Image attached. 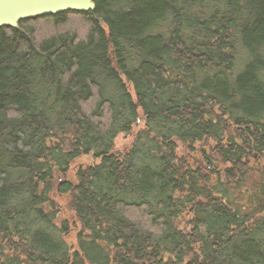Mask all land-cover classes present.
<instances>
[{
	"label": "trees",
	"instance_id": "1",
	"mask_svg": "<svg viewBox=\"0 0 264 264\" xmlns=\"http://www.w3.org/2000/svg\"><path fill=\"white\" fill-rule=\"evenodd\" d=\"M94 4L0 26V264H264V0Z\"/></svg>",
	"mask_w": 264,
	"mask_h": 264
},
{
	"label": "water",
	"instance_id": "2",
	"mask_svg": "<svg viewBox=\"0 0 264 264\" xmlns=\"http://www.w3.org/2000/svg\"><path fill=\"white\" fill-rule=\"evenodd\" d=\"M94 8V0H0V26L16 27L20 20L29 17Z\"/></svg>",
	"mask_w": 264,
	"mask_h": 264
},
{
	"label": "rangeland",
	"instance_id": "3",
	"mask_svg": "<svg viewBox=\"0 0 264 264\" xmlns=\"http://www.w3.org/2000/svg\"><path fill=\"white\" fill-rule=\"evenodd\" d=\"M124 136H122V135H119L118 136V141L119 142H125L126 140H124ZM122 144V143H121ZM89 161H91V156H85V157H81L80 159H78L77 160V163H80V162H82V163H87V162H89Z\"/></svg>",
	"mask_w": 264,
	"mask_h": 264
}]
</instances>
